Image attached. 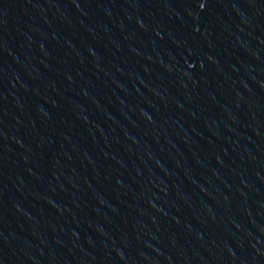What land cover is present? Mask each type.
<instances>
[{
	"label": "water",
	"instance_id": "water-1",
	"mask_svg": "<svg viewBox=\"0 0 264 264\" xmlns=\"http://www.w3.org/2000/svg\"><path fill=\"white\" fill-rule=\"evenodd\" d=\"M0 264H264V0H0Z\"/></svg>",
	"mask_w": 264,
	"mask_h": 264
}]
</instances>
